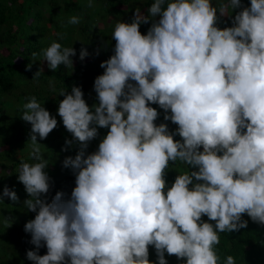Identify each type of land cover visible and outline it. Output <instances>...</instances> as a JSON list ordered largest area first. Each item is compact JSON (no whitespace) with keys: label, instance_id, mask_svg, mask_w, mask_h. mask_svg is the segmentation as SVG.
Returning a JSON list of instances; mask_svg holds the SVG:
<instances>
[{"label":"clouds","instance_id":"clouds-1","mask_svg":"<svg viewBox=\"0 0 264 264\" xmlns=\"http://www.w3.org/2000/svg\"><path fill=\"white\" fill-rule=\"evenodd\" d=\"M216 4L152 0L147 15L136 9L131 22L116 23L113 54L94 80L98 103L90 106L80 86L59 90L57 114L72 136L62 151L78 146L62 161L75 176L67 199L57 191L48 200L52 183L40 149L58 120L35 96L22 105L36 162L22 160L17 181L29 197L24 207L36 213L24 225L33 264H168L165 253L182 264H219V233L246 228L245 214L264 226V0ZM222 16L231 26L219 27ZM142 24H150L146 34ZM42 55L54 72L74 67L77 50L53 41ZM88 55L81 47L79 59ZM152 105L175 131L155 123L160 112ZM100 128L107 134L87 153ZM177 161L193 170L168 186L169 164ZM5 197L19 201L7 186L0 203Z\"/></svg>","mask_w":264,"mask_h":264},{"label":"trees","instance_id":"trees-1","mask_svg":"<svg viewBox=\"0 0 264 264\" xmlns=\"http://www.w3.org/2000/svg\"><path fill=\"white\" fill-rule=\"evenodd\" d=\"M151 2L152 0H91L89 6V0H0V192L5 186L19 191L17 169L20 162H36L31 156L32 145L28 141L31 125L20 118L21 100L27 102L28 98L35 96L58 120L57 128L47 139L40 141L43 159L49 165L47 169L53 171L52 175L55 176H51L52 187L47 198L50 201L57 191H63L66 199L70 197L75 187V176L71 169L62 166L60 169L56 165L60 149L64 147L66 139L72 138L57 114L59 101L64 98L59 96V90L67 88L70 92L72 86L76 85L82 88L84 98L89 96V84L104 72L100 67L101 62L113 54L115 41L111 39V35L116 23L130 22L125 19L133 17L136 9L147 15L146 10ZM243 4L248 6L250 0H243ZM214 5L218 7L216 0ZM235 11L239 9L233 10L231 15L234 16ZM72 16L81 17L82 21L78 25L68 24L67 21ZM114 17L117 20L114 19L113 24L107 21ZM231 23L230 16H222L218 21L221 28L231 26ZM58 40L74 47L77 55L73 57L74 67L65 68L61 65L53 72L44 64L42 50ZM81 47H86L89 52L83 61L79 59ZM34 52L37 53L36 57L32 56ZM31 62L32 70L26 71V65ZM41 66L44 71L38 79H32ZM93 97L98 102L97 96ZM152 106L157 107L160 112L155 123H167L169 130L175 131L177 125L164 121L163 110L158 105ZM98 131L99 136L90 142L87 153L97 150L108 129L100 128ZM174 138L180 139L178 135ZM72 148L78 151V146ZM188 170L193 169L180 161L170 163L166 173L168 186H171L179 173ZM0 209H4L0 212V264H33L26 258V252L34 250L35 246L29 243L31 236L25 233L24 225L28 220L34 219L36 213H23L18 202H13L8 197L0 203ZM243 219L248 220L246 228L232 233H219L220 243L216 245L220 256L219 264H224L229 255L235 258L236 264H264V226L252 222L246 214ZM46 252V247L39 249L40 255ZM165 257L168 264H182L175 256L165 253ZM149 259L157 260L155 249L151 246Z\"/></svg>","mask_w":264,"mask_h":264},{"label":"rangeland","instance_id":"rangeland-1","mask_svg":"<svg viewBox=\"0 0 264 264\" xmlns=\"http://www.w3.org/2000/svg\"><path fill=\"white\" fill-rule=\"evenodd\" d=\"M119 6H122V4H119ZM115 13V12H114ZM116 14V13H115ZM117 15V14H116ZM133 15V14H132ZM80 18V22L82 21V18L81 17H79ZM132 16H129V17H127L125 20H127V21H132ZM117 20V18L116 17H114V18H108V22L109 23H111V24H113L114 23V21L115 20ZM79 22V23H80ZM75 25H78V24H75ZM147 30H148V25H143L142 24V26H141V32L142 33H144V34H146L147 33ZM57 42H59V43H61L62 44V47H69L68 46V44L67 43H65L64 41H62V40H58ZM88 88H89V96H86L85 97V100L88 102V104L91 106V105H94V104H96V103H98L97 101H95V99H96V97H93V96H97V94H96V92H95V90H94V82H91V84H89V86H88ZM24 103H26V101L25 100H21V106L24 104ZM60 154H59V156L57 157V167H59L60 169H61V166H62V161L64 160V158L66 157V156H69V155H73V154H76V150L75 149H73L72 147H70L69 148V150L68 151H62V149H60ZM74 156V155H73ZM60 169H57V171H59ZM46 171H47V173L49 174V176L51 177V176H53L52 175V173H53V171H51V170H49V169H46ZM55 171V170H54ZM55 176H53V178H54ZM18 186H19V188L20 189H17V190H19V191H16L17 192V195L19 196V201H17L18 202V204L20 205V207H22V212L23 213H27L28 215H32V213L33 212H28L27 211V209L24 207V204H23V201L25 200V199H27L28 198V195H27V193L25 192V189H24V186H23V184H20V183H18ZM3 210L4 209H0V212H3Z\"/></svg>","mask_w":264,"mask_h":264}]
</instances>
